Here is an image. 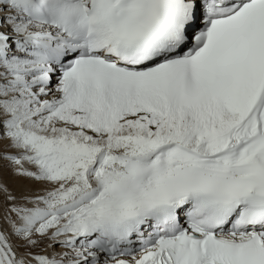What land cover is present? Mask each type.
<instances>
[{"label": "snow or ice", "instance_id": "6c2138e0", "mask_svg": "<svg viewBox=\"0 0 264 264\" xmlns=\"http://www.w3.org/2000/svg\"><path fill=\"white\" fill-rule=\"evenodd\" d=\"M0 264H264V0H0Z\"/></svg>", "mask_w": 264, "mask_h": 264}]
</instances>
